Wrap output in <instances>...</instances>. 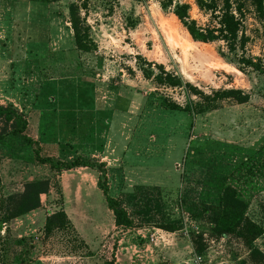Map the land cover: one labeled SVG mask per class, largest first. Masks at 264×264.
<instances>
[{
    "label": "rangeland",
    "instance_id": "374dc122",
    "mask_svg": "<svg viewBox=\"0 0 264 264\" xmlns=\"http://www.w3.org/2000/svg\"><path fill=\"white\" fill-rule=\"evenodd\" d=\"M81 2L0 0V106L24 116L42 157L91 164L51 172L0 120L1 193L51 182L38 209L0 231V264H191L197 255L264 264V0L234 11V51L190 38L172 11L187 4L191 20L210 25L195 0H89L80 17L90 51L81 52L69 24ZM99 184L129 214L128 194L155 189L151 221L116 227ZM218 184L263 229L250 247L202 216ZM57 212L68 223L46 234ZM163 215L177 231L159 227Z\"/></svg>",
    "mask_w": 264,
    "mask_h": 264
},
{
    "label": "trees",
    "instance_id": "16d2710c",
    "mask_svg": "<svg viewBox=\"0 0 264 264\" xmlns=\"http://www.w3.org/2000/svg\"><path fill=\"white\" fill-rule=\"evenodd\" d=\"M88 1L82 0L80 5L71 4L69 6V24L73 32L75 46L81 52L90 51V40L87 35L85 20L80 17V10L86 9ZM261 2L262 0H195V4L200 11L210 14L209 22L211 24L204 28L199 27L194 20L190 19L187 4L175 5L172 13L193 41L200 43L223 41L228 45L230 51H234L239 28V22L235 18L234 11L240 14L245 3H250V5L258 8ZM162 6L167 7L165 4H162ZM170 85L176 86L177 83L171 82ZM0 120L9 129L10 136L18 139L25 146L33 148L34 160L39 165L48 167L51 172L58 174L75 168L91 167L89 161L79 157L70 162L42 157L37 141L25 134L28 125L26 119L11 106H0ZM217 187V202L203 204L202 216L209 221L212 230L221 238L234 235L242 241L244 246L250 247L262 235L263 229L245 217L244 210L247 206L238 197L234 188L227 184H218ZM50 188V180H39L26 183L22 192L17 194L4 195L0 191V231L11 221L38 209L40 207V197L47 195ZM99 188L105 196L108 210L114 216L116 227L131 229L134 227L135 221L146 224L151 221L153 210L156 211L157 207L153 205L155 208H152V200L148 198L147 193L155 189L137 187L132 193L128 194L127 198L129 202L133 203L131 205L135 209L134 213L129 214L119 200L108 196L107 188L104 185L99 184ZM137 208L138 210H136ZM159 221V227L165 231L174 232L180 227L179 221L170 220L164 215ZM67 223L63 212L54 213L46 218L45 232L49 234L54 229H62L64 224ZM250 253V255H260L257 250H251Z\"/></svg>",
    "mask_w": 264,
    "mask_h": 264
},
{
    "label": "built area",
    "instance_id": "2783aa9c",
    "mask_svg": "<svg viewBox=\"0 0 264 264\" xmlns=\"http://www.w3.org/2000/svg\"><path fill=\"white\" fill-rule=\"evenodd\" d=\"M191 264H207L202 256H195Z\"/></svg>",
    "mask_w": 264,
    "mask_h": 264
}]
</instances>
